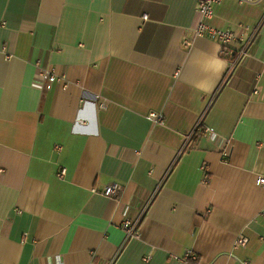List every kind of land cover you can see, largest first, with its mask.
Returning a JSON list of instances; mask_svg holds the SVG:
<instances>
[{
    "label": "crops",
    "instance_id": "0c3cea01",
    "mask_svg": "<svg viewBox=\"0 0 264 264\" xmlns=\"http://www.w3.org/2000/svg\"><path fill=\"white\" fill-rule=\"evenodd\" d=\"M199 1L0 0V264H264V0L207 21L231 73Z\"/></svg>",
    "mask_w": 264,
    "mask_h": 264
},
{
    "label": "built area",
    "instance_id": "2783aa9c",
    "mask_svg": "<svg viewBox=\"0 0 264 264\" xmlns=\"http://www.w3.org/2000/svg\"><path fill=\"white\" fill-rule=\"evenodd\" d=\"M224 0H200L198 3V23L194 27V34L196 37H209L212 40L218 41L222 48V56L224 59H226L229 63V69L228 72L231 73L235 68H237L244 58L248 54V50L250 47V44L252 42V39L254 38L256 34V30L249 35L247 38H244L235 32L231 30H220L215 27H212L207 23L208 20H211L214 17V7L220 3H222ZM241 5H255L263 0H236ZM237 44L238 46L235 47L234 45ZM185 45L189 46L190 42L185 41ZM39 76L44 77L46 81H48L50 84H53L54 82L58 81L57 77L53 75L52 73H49L48 71L44 69H38ZM259 91L255 90L254 94H258ZM148 118L150 121H152L156 125H162L164 124V116L161 113L157 112H151L148 115ZM211 134L214 137L217 136L216 131L213 128H205L201 121L197 123L192 133L187 137V141L191 140L193 136L197 134ZM59 151L62 150L61 147H57ZM205 170L206 167H203ZM66 170L63 169L60 173V176H65ZM204 182H207V179H204ZM260 183L264 184V178L260 179ZM123 191V187L121 185H110L104 189L102 194L106 197L110 198H118ZM155 196V193L151 195L149 200H147V203H145L144 207L139 211L138 216L135 220H131L127 218L124 222L123 229L125 231L126 235V242H128L131 239H135L139 237L138 228L144 219L148 208L153 201ZM248 243V239L241 238L238 240L237 244L245 246ZM149 257H147L145 260L149 261ZM198 260V256L193 252H188L184 258V262L186 264H190L191 261ZM244 264H248L244 262Z\"/></svg>",
    "mask_w": 264,
    "mask_h": 264
}]
</instances>
